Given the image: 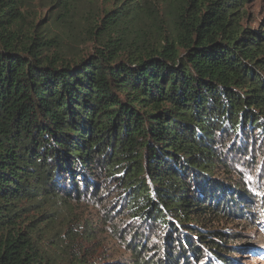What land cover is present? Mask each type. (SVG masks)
<instances>
[{
  "label": "trees",
  "instance_id": "1",
  "mask_svg": "<svg viewBox=\"0 0 264 264\" xmlns=\"http://www.w3.org/2000/svg\"><path fill=\"white\" fill-rule=\"evenodd\" d=\"M35 1L0 0V264H240L264 172L248 0H47L42 36Z\"/></svg>",
  "mask_w": 264,
  "mask_h": 264
},
{
  "label": "rangeland",
  "instance_id": "2",
  "mask_svg": "<svg viewBox=\"0 0 264 264\" xmlns=\"http://www.w3.org/2000/svg\"><path fill=\"white\" fill-rule=\"evenodd\" d=\"M103 3H106V0H104ZM45 4H47V0H36L32 6V8H36V10L33 11V9H31L29 14V16H32L33 19L28 20L29 23L33 24V27H35V30L38 31L40 36L48 32L50 23H52L50 15L55 12V8L51 7L50 3L47 5ZM240 25L245 28H264V0H248L246 2L245 6L241 10ZM50 32L55 34L54 31L50 30ZM64 38L67 37L64 35V37H60L57 41H60L61 43L67 42L64 41ZM63 52L66 55L75 58L87 56L94 54V45L93 43L88 42L80 44L79 47L72 49L70 43L67 42L64 45ZM259 160H261V158H259ZM259 166L260 164H258L257 167L252 168L253 170L249 169L245 172L246 186L256 197L252 210L255 212L254 220L257 223H252L251 226L249 225L248 235L252 240L250 244L251 248L245 250V253L242 255L239 253L240 264H264V211L260 200V197L263 195V191H261L260 188L264 186V182L258 178L259 176H264V172L262 173V169ZM72 216L74 223L77 221L85 225L86 222L84 221L88 218L89 211L83 210L81 212L78 210ZM103 244V247L109 248V242H104Z\"/></svg>",
  "mask_w": 264,
  "mask_h": 264
}]
</instances>
